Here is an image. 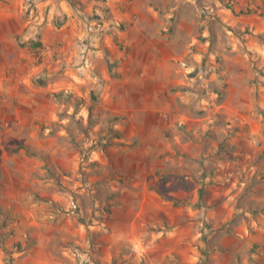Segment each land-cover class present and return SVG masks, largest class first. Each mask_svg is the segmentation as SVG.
Segmentation results:
<instances>
[{
  "label": "rangeland",
  "instance_id": "374dc122",
  "mask_svg": "<svg viewBox=\"0 0 264 264\" xmlns=\"http://www.w3.org/2000/svg\"><path fill=\"white\" fill-rule=\"evenodd\" d=\"M147 5L169 81L117 36L0 40V264H264V0Z\"/></svg>",
  "mask_w": 264,
  "mask_h": 264
},
{
  "label": "crops",
  "instance_id": "0c3cea01",
  "mask_svg": "<svg viewBox=\"0 0 264 264\" xmlns=\"http://www.w3.org/2000/svg\"><path fill=\"white\" fill-rule=\"evenodd\" d=\"M29 2L30 9L23 10L24 0H0V40H3V37L6 38L5 34L15 36L16 33L22 32L25 37L34 39L38 33H41L39 38L41 41L49 43L58 41L62 45L74 34L82 37L84 34L92 33L96 38V45L100 49L108 52L100 44L104 35L107 49L120 54L122 50H125V46L121 48L117 44L118 48L116 47L112 39L117 36L116 40L120 44L128 40L131 43L129 64L154 66L150 72L143 69L136 80L150 79L159 82L170 80V72H167L163 67L169 60L168 57H173L174 53L171 54L168 51L170 47H168L166 39L157 37V41L163 47V57L156 56L155 51L150 55L153 57L148 59L144 57L142 46L153 39L147 38V30L142 23V18L146 13L150 17L157 15L156 10L147 5V0L92 1L81 4L83 10H78V7L72 8L67 0H29ZM76 5L79 6V2ZM108 57L112 56L109 54ZM156 68L157 72H155Z\"/></svg>",
  "mask_w": 264,
  "mask_h": 264
},
{
  "label": "trees",
  "instance_id": "16d2710c",
  "mask_svg": "<svg viewBox=\"0 0 264 264\" xmlns=\"http://www.w3.org/2000/svg\"><path fill=\"white\" fill-rule=\"evenodd\" d=\"M69 2L71 3V4H73L74 3V0H69ZM39 43V42H38ZM37 45H39V44H37ZM8 264H14L12 261H11V258H9V260H8Z\"/></svg>",
  "mask_w": 264,
  "mask_h": 264
}]
</instances>
